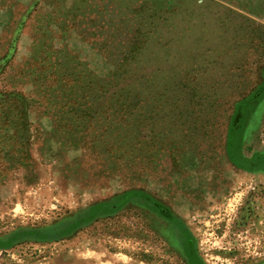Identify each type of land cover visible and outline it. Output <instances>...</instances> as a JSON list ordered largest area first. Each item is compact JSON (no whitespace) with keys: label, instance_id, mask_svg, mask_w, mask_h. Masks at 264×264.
<instances>
[{"label":"rangeland","instance_id":"obj_1","mask_svg":"<svg viewBox=\"0 0 264 264\" xmlns=\"http://www.w3.org/2000/svg\"><path fill=\"white\" fill-rule=\"evenodd\" d=\"M263 81L264 0H0V88L32 100L25 129L0 109V240L144 191L204 264H264V163L226 151ZM117 82L121 102L99 95ZM76 86L96 91L68 97ZM238 154H264V99ZM180 239L135 199L60 241L0 249V264H188Z\"/></svg>","mask_w":264,"mask_h":264},{"label":"trees","instance_id":"obj_2","mask_svg":"<svg viewBox=\"0 0 264 264\" xmlns=\"http://www.w3.org/2000/svg\"><path fill=\"white\" fill-rule=\"evenodd\" d=\"M128 67V66H126ZM129 68V67H128ZM128 68L120 69L124 75H127ZM79 84V83H78ZM112 87V86H111ZM111 87H105L99 95L104 94V98L109 99V96H112L115 103L121 102L124 96L130 95V90L127 84H122L117 82L115 85V90L112 92ZM68 97H80L86 98L90 97L92 93H95V89L92 87L88 88L85 86L84 88H70ZM66 95V94H64ZM107 99V101H108ZM264 99V81L262 84L247 98L243 99L240 103L237 104L235 114L233 116V121L230 124L226 151L229 159L237 165L239 168L243 169H259V164L264 163V154L257 155L252 162H247L241 160L239 156V152L242 145V136L246 126V123L250 117V114L254 111V109L261 103ZM111 101H109L110 103ZM73 111L82 110L81 108H75L74 103H69ZM74 104V105H73ZM32 105V100L29 99L24 93L16 91L15 89L10 88L9 90L0 88V109H4L2 112L4 113L2 116L5 121L11 120L12 118H17L18 125L21 128L27 127V119L30 115L29 111ZM111 104H105L108 106ZM117 106H113L115 108ZM123 106L118 108V111L124 112ZM128 112V109H126ZM82 111L84 113L92 112L90 108H85ZM22 123V124H21ZM26 123V124H25ZM15 126L17 123L15 122ZM138 199L142 206L146 207L153 213L162 217L163 219L170 222L175 228L178 229L180 237H181V248L183 251V255L185 256L188 264H204L202 260L199 258L197 254L196 244L191 235V233L186 228L184 222L177 218L169 208H167L160 201L156 200L151 195L145 193L144 191H128L121 196L117 197L114 201H106L100 204L94 205L90 207L85 212L79 214V216L75 220H69L63 223L62 227L55 233L46 232L43 230H18L13 233L8 240L2 241L0 240V249L11 248L14 244L23 241V240H33L38 242H48V241H60L65 237L70 236L76 229L79 227H83L91 223L94 219L99 217L100 215H111L123 207L128 205L131 201Z\"/></svg>","mask_w":264,"mask_h":264}]
</instances>
